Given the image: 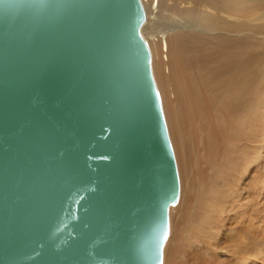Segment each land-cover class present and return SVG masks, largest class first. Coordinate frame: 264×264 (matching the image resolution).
<instances>
[{"label":"water","instance_id":"water-1","mask_svg":"<svg viewBox=\"0 0 264 264\" xmlns=\"http://www.w3.org/2000/svg\"><path fill=\"white\" fill-rule=\"evenodd\" d=\"M141 0H0V264H162L179 196Z\"/></svg>","mask_w":264,"mask_h":264},{"label":"bare ground","instance_id":"bare-ground-1","mask_svg":"<svg viewBox=\"0 0 264 264\" xmlns=\"http://www.w3.org/2000/svg\"><path fill=\"white\" fill-rule=\"evenodd\" d=\"M141 2V34L150 50L180 183L178 199L168 211V221L172 213L178 217L173 225L169 222L162 264L174 253L185 260L179 248L194 233L216 257L224 249L219 243L224 238L218 237L227 230H222L225 219L233 222L228 264H259L260 256L244 259L257 248L254 223L247 227L242 222L254 206L241 198L251 174L264 172V0ZM159 6L187 18L196 29H164L151 37L144 29ZM246 170L247 178H242ZM262 180L263 192L264 176ZM259 252L264 256V247Z\"/></svg>","mask_w":264,"mask_h":264},{"label":"rangeland","instance_id":"rangeland-1","mask_svg":"<svg viewBox=\"0 0 264 264\" xmlns=\"http://www.w3.org/2000/svg\"><path fill=\"white\" fill-rule=\"evenodd\" d=\"M145 2H148V0H144ZM161 8V9H160ZM156 12H158L156 14ZM152 13L153 16H151L150 21L147 22L146 27L144 29L145 33L149 34L151 37H158L161 35L163 30H170V29H176V30H185L189 28L190 30L196 29V27L191 26V23L187 18H180L179 15H169L164 12L161 6L157 9V11ZM173 16V18H172ZM154 17V18H153ZM175 18V20H174ZM174 21V22H173ZM262 21H257V23H261ZM182 23V24H181ZM170 24V25H169ZM178 24H181L178 26ZM183 25L185 26L183 29ZM189 27H188V26ZM161 31V32H160ZM261 145L264 146V143H261ZM260 148H258L259 151ZM264 150V149H262ZM259 157V156H258ZM264 172H261L260 174H251L252 180H250V183L252 182L253 187L249 186L247 187V193L245 197H242V201H246L248 204H252L254 206L253 211H249L244 213V216L242 218V222L244 225L248 227L250 224V221L254 223V227L256 230L252 232L253 236L255 237V243L257 251L251 253L248 257L244 258L245 260H248L249 258L256 259V256H260V263L264 264V256L261 255L259 252L264 247V191H260L259 182H263V176ZM248 170L245 171V174L242 176V178H247ZM248 179H244L243 183H246ZM242 187V186H241ZM239 200H236L238 202ZM229 206V205H228ZM236 210L234 207L233 213ZM176 213H172L170 215L169 222L173 225V223L177 219ZM225 225H223L222 230L227 229L224 231L223 234H220L218 238H224V242H219L220 245L224 247L223 250H219L216 254V257L213 258V251L209 252V249L206 247V242L204 241V238L199 233H194V237L189 238V240L182 244L179 248L181 252L185 253L186 259L181 260L178 259V256L175 255L173 258L168 259V264H228L229 258L226 257V248L231 249L232 248V241H231V235L230 230L231 228H228L233 224L232 220L225 219L224 220ZM253 226V224H252ZM226 235H230V237H226ZM226 243V244H225ZM176 252V251H175ZM221 252V254H219ZM249 254V253H248ZM235 258V255L233 256V259ZM236 264H241V262H237Z\"/></svg>","mask_w":264,"mask_h":264}]
</instances>
